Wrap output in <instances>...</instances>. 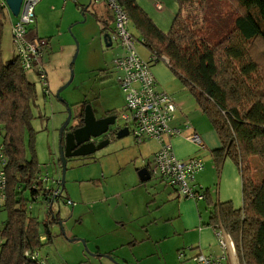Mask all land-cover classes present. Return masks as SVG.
Masks as SVG:
<instances>
[{"label": "rangeland", "instance_id": "obj_1", "mask_svg": "<svg viewBox=\"0 0 264 264\" xmlns=\"http://www.w3.org/2000/svg\"><path fill=\"white\" fill-rule=\"evenodd\" d=\"M65 1L59 0L53 5L45 6L47 1L44 0L46 15L38 18V27L51 38L52 42V45L49 43L50 47L46 52L44 59L46 62L43 61L46 65L48 88L45 89L34 74H28V78L36 83V96L31 102L32 131H27L25 135V157L26 160L30 162L34 160L38 164L39 175L48 178L44 187L52 186L53 189L57 188L56 182L61 181V168L58 164L60 129L66 122L69 112L71 113L69 127H73L78 122L79 110L85 101L91 104L98 118L108 112L116 116L125 104V96L117 81L118 71L114 66V59L123 55L125 51L119 40H113L110 47L106 46L102 32L103 24L94 14L105 13L104 2H93L87 11H83L89 0H67L66 3ZM208 1L212 3L214 9L201 4L200 0L184 5L180 12V24L190 26L198 37V46L209 44L214 47L230 33L231 37L224 40V46L239 45L233 33V22L242 11L236 1ZM136 2L162 32L169 33L179 12L176 0ZM156 3L162 5L161 10L156 8ZM215 11L221 12L222 16L211 18L210 15L212 13L215 15ZM13 19L15 17L8 18L5 25L2 43V56L5 61L14 60L16 57L11 42L10 20ZM128 31L137 41L135 42L138 54L144 59H149L151 53L141 44V34L132 22L128 26ZM106 32L113 36V27L110 26ZM243 44L245 57L242 65H247L253 60L258 63V70L251 77L239 76L244 94L242 104L248 107L252 101L250 93L253 92L257 96L264 91V44L260 40ZM157 64L163 65L170 73L168 81L160 83L161 89L171 94L175 102L181 105L182 110L177 112L176 122L186 120L200 134L202 131L213 134L215 132L219 139L209 118L198 108L192 93L173 73L165 60L161 59L153 65ZM233 64L239 66L236 61ZM71 70L74 72L73 80L58 96L60 89L70 79ZM123 124L117 120L115 126ZM2 143L3 136L0 133V146ZM158 149L157 141L150 139L138 141L132 132L119 139L112 137L107 146L93 155L68 160L62 198L52 202L44 201L41 196L33 201L31 189L23 185L27 211L40 223V233L43 236L48 237L44 223L48 222L50 213L57 215L61 222L51 225V239L40 246L39 256L42 263L197 264L194 257L189 255L197 251L191 250L192 243L198 241L197 232L196 235L194 232L188 235L178 219L172 218L170 221L164 219L171 217L176 208L166 194L160 193L165 190L167 194H173L172 188L154 176L144 183L139 179L137 170L140 171L141 162L143 159L150 160ZM202 151L197 156H204L205 150ZM204 158H207V154ZM242 167L247 169V174L255 183L264 177V161L258 157H250L242 163ZM237 171L240 176L239 169ZM85 180L92 184L105 180L112 190L128 191V200L134 216L126 217L123 212L122 217H119L112 212L113 205L108 206L101 201L86 203L80 192V182ZM132 185H137L133 192L126 187ZM211 188L214 189L215 185ZM239 196L240 206L237 208L243 205L242 181ZM200 204L201 223L207 226L211 223L212 209L207 206L206 200ZM123 216L127 221L117 222ZM7 217L6 211L0 210V253L1 245L4 243L1 230L7 222ZM82 240L86 241V245ZM227 260L228 258H224L225 264H229Z\"/></svg>", "mask_w": 264, "mask_h": 264}, {"label": "trees", "instance_id": "obj_2", "mask_svg": "<svg viewBox=\"0 0 264 264\" xmlns=\"http://www.w3.org/2000/svg\"><path fill=\"white\" fill-rule=\"evenodd\" d=\"M176 1L179 12L169 33H164L136 0H116L129 18L127 30L132 22L141 34V44L157 58L154 63L161 59L166 61L192 93L198 108L211 121L221 142V147L212 152L217 167H221L228 158L239 169L242 207L235 208L231 201L215 203L209 190H205L204 200L212 209L211 223L207 226L216 224L220 219L234 242L240 264H264V177L255 183L247 174V169L242 167V163L250 157L264 161V91L257 96L250 93L252 101L245 107L240 81V77H251L258 70V63L254 60L242 65L245 57L243 43L260 40L264 44V0H235L242 11L233 22V33L239 45L229 47L224 46V40L230 38L231 33L214 47L209 44L198 46V37L190 26L180 24L181 8L195 0ZM200 1L209 9H214L208 0ZM92 3L93 0H89L84 8H89ZM105 6V13H94L103 24V34L110 33L106 32L110 26L115 32L114 14ZM7 13L10 12L0 3V133L6 158L3 167L6 199L0 210H5L8 216L1 230L4 243L1 245L0 264H39L42 262L40 256L34 260L26 252L31 255L39 252L42 243L51 239V225L57 224L60 218L50 213L48 222L44 223L48 237L42 238L40 223L27 211L23 185L31 189L33 201L41 196L44 201L52 202L62 198L64 189L55 197L52 193L54 189H46L38 180V164L25 157V135L27 131H32L31 102L36 96V83L28 78V74H34L39 79L33 71L25 72L17 58L11 61L3 59ZM214 16L221 17L222 13L215 11V15L212 13L210 17ZM234 61L239 63L240 70L233 64ZM86 104L88 102H83V105ZM108 114L113 115L111 112Z\"/></svg>", "mask_w": 264, "mask_h": 264}, {"label": "built area", "instance_id": "obj_3", "mask_svg": "<svg viewBox=\"0 0 264 264\" xmlns=\"http://www.w3.org/2000/svg\"><path fill=\"white\" fill-rule=\"evenodd\" d=\"M41 2L42 0L22 1L20 12L16 17V21L12 24L11 37L16 58L23 70L25 72L33 71L39 82L47 89L48 78L43 60L50 42L47 39L40 38L36 31L31 33V28L36 25V7ZM93 2H104L113 12L115 32L112 41L119 40L125 51L123 55L114 59V66L118 71L117 81L125 96L124 107L116 115L117 120L122 121L124 124L117 127H128L138 141L150 139L159 143V149L150 165L151 177H157L169 187L176 189L183 198L203 201L205 199L204 188L192 182L194 175L204 168L203 160L199 157L182 160L175 155L171 144V139L180 135L182 130L172 126V122L177 116V105L172 95L158 88L157 78L152 72L151 64L157 58L151 54L149 60H146L138 54L136 42L127 30L129 23L127 13L116 0H93ZM0 3L10 12L6 0H0ZM156 8L161 10L162 5L156 3ZM186 127L191 129L189 124H186ZM187 138L199 148H204L203 139L195 130H192ZM3 149V145H1L0 206L3 205L6 199V176L3 169L6 158ZM38 180L43 184L48 182V178L41 175H38ZM56 183L57 188L52 190L55 197L59 196L61 191L60 182ZM45 188L53 189L48 186ZM210 227L218 246L222 250V256H210L200 252L194 257V260L197 264H225L224 258H227L229 251H235L234 242L220 219ZM26 255L35 260L39 257V252L32 255L26 252ZM39 264H42V262Z\"/></svg>", "mask_w": 264, "mask_h": 264}, {"label": "crops", "instance_id": "obj_4", "mask_svg": "<svg viewBox=\"0 0 264 264\" xmlns=\"http://www.w3.org/2000/svg\"><path fill=\"white\" fill-rule=\"evenodd\" d=\"M46 1L47 2L45 3L47 4H45V6L53 5L54 3L59 2V0H46ZM83 11H85V8L83 9ZM45 15L46 13L44 10V0H42V2L39 3L36 7V25L33 28H31V33L36 31L37 35L40 38L49 39L50 45H52L51 38L47 37L46 33L38 27V18L44 17ZM10 17H14V16L11 13H7V19ZM15 21H16V17L15 19L10 20L11 29H12V24ZM11 42H12V37H11ZM45 57L46 54L44 56V59ZM14 59H16V57ZM153 64L155 63L153 62L151 64V69L157 78L158 88L161 89L160 83L168 81L170 77V73L163 65L161 64L153 65ZM44 66L46 68V65ZM176 105H177V112L181 111L182 110L180 108L181 105L177 103ZM185 117L188 118V116L186 115ZM176 120H177V116L175 120L172 122V126L180 128L182 132L180 135L175 136L171 139V144L175 155L180 159L199 157L204 162V168L194 175L192 181L193 184L199 187H203L204 190H209L210 197L215 203L231 201L235 208L239 207L240 206L239 191H240L241 176H239L238 174L237 165L228 158L223 162L221 167L220 166L217 167L212 152L216 149H219L221 147V144L215 132L213 134L211 132L202 131V133L200 134L195 127L193 128L191 127V129H188L186 127V124L189 123L186 122V120L181 123L176 122ZM192 130H195L203 139L204 149H200L197 145L196 147L195 144H193L188 140L187 137L190 135ZM202 150H205L206 153L204 152V156L207 154V158H204V156H200V155L197 156V154L203 152ZM210 150H211V154H210ZM154 155L155 152L153 153L152 158L150 159L151 161L149 159L148 160L143 159V161L141 162L142 165L141 169L144 167H148V165L151 164ZM137 171L139 172V170ZM141 182L144 183L147 181L144 182L141 181ZM212 185H215L214 189L211 188ZM126 187L129 188L128 190H132L131 192H133L134 188L137 187V185L126 186ZM172 190L174 192L173 194L172 193L167 194L165 190L162 193H160V195L166 194L168 196V200L172 202L176 208L175 213L171 217L169 218L164 217V219H166L167 221L172 220V218L178 219L182 224V226L184 225L185 227L184 231L188 233V235H190L192 232H194L196 235L197 232V234L199 235L198 241L193 242L192 243L193 247L191 248V250L197 249V251H195L194 253H190L189 255L191 257H195L198 255V253L203 252L204 254L210 256L211 255L217 257L222 256V250H220L217 244V241L215 239L211 227L210 226L207 227L206 225L203 226L201 223L199 205H201L200 202L202 201H194L193 199L183 198L176 189L172 188ZM80 192L82 195V199L86 203L101 201L102 203H107L108 206L113 205L112 212L115 215H118L119 217H122L123 212L124 214H126L125 215L126 217L132 218L134 216V211L131 210L132 206L130 205V202L128 200V195H127L128 191H123V189L112 190V188H109V185L106 183L105 180L103 182L99 180L95 184L90 183L88 180L82 181L80 182ZM147 193L148 190L146 189V194ZM157 194L159 193L157 192ZM206 202L208 204V201ZM3 219L4 218L2 217V221ZM126 221L127 218H125L124 216L123 218H120V220H117V222L119 223H125ZM42 238H44V236ZM108 254L112 255L111 253ZM227 258H228L227 262L229 264H240L235 251L232 250L229 251V255L227 256Z\"/></svg>", "mask_w": 264, "mask_h": 264}, {"label": "water", "instance_id": "obj_5", "mask_svg": "<svg viewBox=\"0 0 264 264\" xmlns=\"http://www.w3.org/2000/svg\"><path fill=\"white\" fill-rule=\"evenodd\" d=\"M23 0H6L8 9L14 17H17ZM88 7H85V10ZM103 39L107 47L112 46V37L110 33L103 35ZM76 58H73L72 64ZM74 72L71 70L70 79L67 83L60 89V92L67 88L73 80ZM80 113L83 114V124L80 127H75L70 131L65 132L71 120V113L69 112L68 118L62 128L60 129V157L59 163L61 167V190L65 189V176L67 172V163L69 158L73 157H87L93 155L98 150H101L110 143V139H102L101 141H96L95 139L106 136L109 133V127L114 130V137L117 139L130 134L128 127L118 128L116 125L117 118L115 115H110L106 117L97 118L95 111L91 104L81 105ZM111 132V131H110ZM139 177L141 181H149L151 179L150 171L148 167L142 168L139 172ZM59 223H61L59 221ZM63 229V228H62ZM64 233V231H63ZM86 245V241L82 240ZM110 257V256H107ZM111 258V257H110Z\"/></svg>", "mask_w": 264, "mask_h": 264}, {"label": "flooded vegetation", "instance_id": "obj_6", "mask_svg": "<svg viewBox=\"0 0 264 264\" xmlns=\"http://www.w3.org/2000/svg\"><path fill=\"white\" fill-rule=\"evenodd\" d=\"M83 105V104H82ZM83 106H85V105H83ZM106 116H110L108 113L106 114V115H104V116H102V117H106ZM78 122H76V124L73 126V127H69V125H68V127L66 128V130H65V132H67V131H70V130H72L73 128H75V127H80V126H82V124H83V114H81L80 113V110H79V114H78ZM98 118V117H97ZM101 118V117H100ZM111 131V132H110ZM114 130H113V128L112 127H109V133H107L106 134V136H104V137H101V138H98V139H95L97 142L98 141H101L102 139H111L112 137H114L113 135H114ZM70 159V158H69ZM68 159V160H69Z\"/></svg>", "mask_w": 264, "mask_h": 264}]
</instances>
